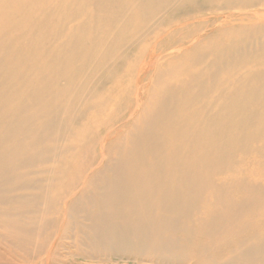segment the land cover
<instances>
[{
  "label": "bare ground",
  "instance_id": "6f19581e",
  "mask_svg": "<svg viewBox=\"0 0 264 264\" xmlns=\"http://www.w3.org/2000/svg\"><path fill=\"white\" fill-rule=\"evenodd\" d=\"M0 264H264V0H0Z\"/></svg>",
  "mask_w": 264,
  "mask_h": 264
}]
</instances>
